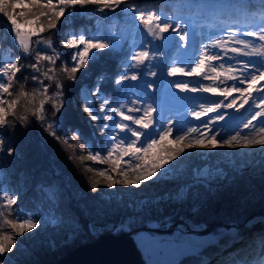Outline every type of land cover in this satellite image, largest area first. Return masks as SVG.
I'll list each match as a JSON object with an SVG mask.
<instances>
[{
	"label": "trees",
	"instance_id": "1",
	"mask_svg": "<svg viewBox=\"0 0 264 264\" xmlns=\"http://www.w3.org/2000/svg\"><path fill=\"white\" fill-rule=\"evenodd\" d=\"M133 1L131 3L125 1L115 11L108 9L100 11L102 4L83 7L77 5L75 8L66 10L55 29L46 30L41 34L46 41L53 42L54 49L59 54L56 55L54 64L41 61L38 65L39 72L30 67L31 64L37 63L33 51L24 53L10 40L9 37L13 34L10 22L0 14V33L7 34L2 42L3 52L0 54V63L5 53H9L21 66V71L16 73L14 78V91L10 90L12 95L3 94L2 97H5L6 102L16 99L17 106L15 115L8 118L9 123L6 126H0V212L3 213L0 216V234L12 235L14 241L15 237L19 238L21 235L25 238L23 243L26 247L30 243L37 246L39 242L44 241L41 234L31 235V230L17 235L11 228L4 225V220L35 217L46 224L49 220L61 215L65 220L63 223H66L80 215L86 224L94 223L97 226H103L116 221L122 214L120 211L125 210L126 205L116 203V199L105 198L100 182L97 190L92 191V181H97L92 171L100 169L102 165L87 157L88 148L105 157V143L115 131L114 125L117 119L112 109L123 104L122 111L126 114L128 108L133 106L131 101L137 93L136 85H139V81L134 84L130 80L120 85L114 83L120 75H130L137 71L130 67L134 40L131 36H124V26L119 25L124 24V19L129 18L134 8L169 11L174 2L180 3L182 0ZM198 1L220 3L237 7L242 11L244 15L242 20L240 19L242 15L237 14L238 19L235 13L230 16H225L226 14L223 13L224 19L229 21L235 19L247 21L248 15L253 17L252 20H256L255 16L264 11L262 2L250 0H191V3L196 4ZM55 2L57 0H54ZM125 5L131 7L130 13L125 12ZM28 18L31 19V17ZM20 22L23 23V18H20ZM43 23L46 26L47 20H43ZM114 31H118V34H114ZM70 36L77 39L84 36L85 39L94 41L98 39L111 45L108 49L94 50L91 54L94 59L90 57L86 65L76 74L74 81L70 80V73L65 71L66 68L73 66V63L69 61V52L72 49L68 50L65 47L67 38ZM164 68H168V62ZM45 73L53 79L48 80ZM33 75L38 76L39 79L33 80ZM57 84L60 85L59 89ZM58 91H62V97L56 95ZM97 91L99 95L94 94ZM21 93H27V95H21ZM83 96L90 100L91 109L99 117L95 123L84 112ZM105 99L109 101V105L101 109ZM41 100L44 101V107L47 110L43 114L45 122L35 124L36 119L33 113L40 106ZM54 105L60 109L58 112H55ZM108 111L114 114V119L110 123L105 119ZM25 116L27 121L22 123L20 117ZM49 123L53 125L56 136L62 139H56L45 131ZM73 134L76 138H73ZM183 156L185 155L181 154L172 159L169 165L177 164L178 160L188 167H200L202 164L198 158L188 159ZM235 172L227 171V174L232 175V180L224 183L218 190L210 189L211 196L202 203L205 205L203 208H209V212L214 213V216L202 222L192 221V225L194 227L200 225L201 230L211 225L213 228L227 227L219 228L217 234H209L206 237L204 246H210V249L215 247L221 249L226 242H237L238 239L243 238L245 230L240 228L242 222L246 223L245 228L248 229L253 223L264 220V177L259 176L260 170L250 168L249 171ZM91 174L92 177H90ZM57 188L71 199V207H66L67 199H62L59 203L52 199L51 194ZM6 196L16 198L17 202L13 205L14 212L4 208ZM195 198L196 195L193 200H188L186 203H194ZM188 215L193 217L192 213ZM60 232V230L51 231V234L49 230V234L44 236L46 238L55 236L58 239L60 237L57 236L62 234ZM257 237L260 236L256 234L253 238L251 237L250 244L246 247L240 246L234 254L233 252L223 254L216 264H249L245 261V257L249 247L257 245ZM259 239L263 242L262 237ZM19 240L15 241L13 250L7 254L17 259L20 257L22 262L24 259L25 262L26 260L32 262L31 255L28 253L23 252L24 255H18L23 248ZM204 246L192 249V252H187V256L198 255L201 261L198 260L197 264H205V255L209 252V248L204 250ZM34 252L36 256L32 264L50 262L49 258L52 255L49 252L46 251L44 254L39 250ZM5 260L1 257L0 263ZM181 262L183 261L177 258L171 264Z\"/></svg>",
	"mask_w": 264,
	"mask_h": 264
},
{
	"label": "rangeland",
	"instance_id": "2",
	"mask_svg": "<svg viewBox=\"0 0 264 264\" xmlns=\"http://www.w3.org/2000/svg\"><path fill=\"white\" fill-rule=\"evenodd\" d=\"M125 1L130 3L134 2L133 0ZM250 1L261 2V0ZM209 2L198 1L195 4L191 3V0H182L180 3L176 1L170 6L169 11L147 10L143 7L135 8L144 13L151 11L154 15L159 14L173 26L179 23L181 28L187 27L185 41L180 40V35H184L183 32H170L165 34L164 40L172 46V50L169 52L160 49L157 41L147 35L144 25L134 18L139 15V12L133 11L129 18L124 19V24L119 26H124V36H131L134 40L132 55H135L140 50H150L157 57L152 64V70L156 71L157 75L155 77H146L144 75L145 69L141 68V78L138 80L139 85H136L138 88L137 93L133 97L135 99L139 95V98L146 102L144 105L138 106L151 104L154 109V121L150 127L153 129V133L144 137L140 142H137V146L143 147L151 139L158 140L159 133L165 128L171 127L172 132L168 137L169 140H174L176 135H186L187 141L201 139L205 143H208L213 136H216L218 139V147L211 150L197 146L186 149L182 153L185 155L183 158H198L202 162L200 167H188V165L182 164L183 162L181 163V160L176 162L177 164L175 165L178 166H170L169 164L172 159H167L157 176L147 182H143L139 187L134 185H116L114 188L109 189L105 178L99 176L98 173L104 171L112 174L114 178L116 177L114 173H111L108 164L101 163V168L92 171V174L100 182L102 194L107 199H116L115 202L122 206L126 205L125 210H119L122 214L118 216L117 220L103 226H97L94 223H84L80 215L77 218H71V221L66 223H63L65 220L59 215L49 220L46 224L41 223L39 219L34 217L33 219L39 223L38 227L33 229L30 234H41L44 237V241L39 242L37 246L36 244L30 243L26 247L23 243L25 238L21 235L19 238L15 237V241L20 239L19 243L23 246L21 248L22 250H20L21 252H18V255H24L23 252H26L31 255L33 262L36 256L34 250H39L43 254L47 251L52 255L48 263L51 264L77 246L94 240L100 234H120L123 231H132V237L145 264H171L177 258L183 261L180 264H197L198 260L201 261V258L197 257L198 255L194 257L187 256V252H192V249L201 248L204 246L206 237L209 234H217L220 230L219 228L225 227L219 226V228H213V225H211L201 230L199 228L200 225H195V227L192 225V221L202 222V220L214 216V213L209 212V208L204 209L203 206L205 205H202L211 196L212 191L210 189L215 188L218 190L224 183L232 180V175L227 174V171H236L235 173H237L249 171L250 168H258L260 170L259 176L264 177V145H244L241 143L235 148L220 146L224 139L232 135L240 134L241 137L256 136L259 132V127L264 126V119L253 121L248 128H245L244 125L251 119L253 112L258 109H255L254 105L253 107L251 105L240 107L239 100L237 99V105L232 109L226 106L221 107L200 119H196L191 115V112L201 111L202 106H209L215 103L223 102L226 105L232 99L238 98V93H233L232 96L225 100L223 96L218 94L179 92L174 84L176 82H187L190 88L199 87L201 84L219 86L221 88L232 87L234 84L238 87H245V85H240L234 81H225L223 83L220 81H206L202 77H186L180 74H177L175 77H168L167 69L164 68L168 62V67L183 66L187 70H190L196 61H198L201 54L216 53H220L223 58H218L212 62L208 66V70L211 67L222 70L221 64L225 68L228 66L238 68L242 66L241 62L243 61L254 64L257 67L260 66V61L264 58L255 55L252 57L245 55L237 56L231 53L229 49L231 47L243 48V45L236 43V39H243L249 42V47L245 49L246 51L264 52V41L259 40V34L264 31V11L255 16L257 18L256 20H252L253 17L248 15L249 20L247 21H236L237 19L229 21L224 19L225 16H230L235 13L239 19V15L243 14L242 11L237 7H229L220 3L212 4ZM125 9H127L125 11L127 13L132 11L129 5H125ZM223 13L226 15L223 16ZM243 17L244 15L240 19L242 20ZM155 23H159V21ZM115 31L114 34H118V31ZM249 31L256 33V35L251 37L247 36L246 33ZM6 37L7 34L0 33V54L3 52L2 42ZM9 38L19 49H22L14 32ZM41 38L44 42L30 43V51H33L35 56L37 54H47L52 56L55 61L56 55L59 52L55 51L53 42L46 41L43 37ZM69 39H73V37L70 36L67 40ZM35 40L36 38L33 39V41ZM217 40L220 41L219 45L213 47L212 45ZM74 51L75 49H72L69 52V61L71 63H74L72 61ZM225 53L226 55H224ZM9 63H17V61L9 53H5L0 63V69H3L4 65ZM0 82H6V77L2 71H0ZM146 82L153 84V87H146ZM261 85H264V81L257 83V87H261ZM254 98L258 102L259 97L256 93H254ZM197 99L203 101L198 103L199 106H193V103ZM86 104H90V100L86 96H83L84 107ZM109 113H111L110 123L114 119V114L108 111L107 116ZM173 113L181 114L175 117V119H171L168 115H174ZM126 114L129 113L127 112ZM131 114L139 116L143 113L133 112ZM116 122H121L119 117H117ZM38 123L39 121L35 120V124ZM125 123H129L133 129L138 127L132 125L130 122ZM204 125H208V127L205 128ZM180 127H185V130L174 135L176 132L174 130ZM141 131L144 133V130ZM113 137L116 138L115 141ZM131 139L134 138L131 137L130 132L120 133L119 130L115 129L113 134L106 140L105 156L113 142H118V140H127L130 142ZM164 143L167 146V141ZM90 153H97V151L88 148L87 157ZM159 154L166 155L164 153ZM141 162L135 158L126 157L123 167L127 169L129 164ZM143 162H149V158L146 157ZM92 174L90 177L93 176ZM194 195H196L194 203L187 204L186 202L188 200H193ZM51 197L56 203H59L62 199H67L66 207H71V199L66 197L60 188L55 189ZM189 213H192L193 217L188 215ZM241 224L242 226L240 228L241 230H245V234L237 242L228 241L221 249L216 247L210 249V246L203 247L204 250L209 248V252L205 255V264H216L218 258L223 254H231L232 252L234 254L240 246L246 247L250 244L251 237L253 238L256 234L263 238V242H260V237L256 238L257 245L249 247L250 249L248 248L249 252L245 257V261L249 264H264V220L253 223L248 229L245 228L246 223L242 222ZM49 230L50 233L51 231L56 232L60 230L62 234L57 236L60 237L58 239L55 236H47L46 238L44 235H48ZM38 247L39 249H37ZM1 257H4L6 260L1 261L0 264H32L29 260L25 262L24 259L22 262L20 257L17 259L7 253L0 254Z\"/></svg>",
	"mask_w": 264,
	"mask_h": 264
},
{
	"label": "snow or ice",
	"instance_id": "3",
	"mask_svg": "<svg viewBox=\"0 0 264 264\" xmlns=\"http://www.w3.org/2000/svg\"><path fill=\"white\" fill-rule=\"evenodd\" d=\"M125 0H57L54 3V0H2L0 2V14H2L8 22H10L11 30L14 32L15 37L17 38L19 44L21 45L24 52H29V45L32 42H44L41 38V34L46 30L55 29L60 19L63 17L66 10L75 8L79 5L81 7L86 5H96L102 4L103 7L100 11L108 9L110 11H115L117 8H120L124 4ZM264 3V0H261ZM134 7V6H133ZM11 9V10H10ZM19 9V11H17ZM127 11V9H125ZM135 12H139L138 16L134 18L139 20L144 27L147 29V33L154 40L159 41L160 44L163 43L165 34L170 32H183L184 35H180V40L185 41L187 36V27L181 28L179 23H176L173 26L167 19L162 18L159 14H153L149 11L147 13L141 12L139 9H135ZM28 17H31L29 19ZM20 18H23V23L20 22ZM47 20V25L43 23V20ZM159 21V23H155ZM247 36L251 37L256 35V33L249 31L246 33ZM33 37L36 38L33 41ZM259 40L264 41V31L259 34ZM220 41L217 40L212 45L216 47L219 45ZM236 43L243 45V48L231 47L229 51L231 53L239 55H245L252 57L253 55L257 57L264 58V52H250L246 51L249 47V42L243 39H236ZM83 46L80 48L79 46ZM65 47L68 49H75L72 55L73 66L71 68H66L65 71L70 73V80L74 81L76 74L83 68L86 63L89 61L91 54L94 50H104L111 47L110 43L101 42L100 40L85 39L84 36H80L78 39L73 38L67 40ZM143 47V46H142ZM226 55V53L224 54ZM218 58H223L220 53L216 54H201L198 61L187 70L183 66H170L167 68V76L175 77L177 74L186 77H202L203 80L210 81H220L221 83L225 81H234L238 82L240 85H245V87H238L235 84L232 87H219V86H208L201 84L199 87L190 88L187 82H176L175 88L179 92H203L212 95H220L228 99L232 96L233 93H238V98L232 99L226 105L223 102L211 104L209 106H202L201 111H193L191 115L200 119L201 117L207 115L208 113L214 112L221 107H227L232 109L237 105V99L239 100L240 107L244 105H253L255 110L251 116V119L244 126L248 128L253 121H259L264 119V85L257 87L259 81H264V59H261L260 66L257 67L254 64L246 63L245 61L241 62V67L228 66L227 68L221 64L222 70H217L216 67H211L208 70V66L216 61ZM157 59L154 52L150 50H140L131 56V61L134 63L130 64V67L137 69V71L132 72L130 75L124 74L120 75L119 78L115 79V85L124 84L127 81L136 82L140 80V69H145L144 75L146 77H155L157 72L152 70L153 61ZM37 63L31 64L30 67L39 72V63L41 61H48L52 64L55 63L54 58L47 54H37L36 55ZM3 72V75L6 77V82H0V126H6L9 123L8 118L12 115H15V109L17 106L16 99H10L7 102L3 99V94L9 96L12 95L14 78L16 73L21 71V66L17 63H9L4 65L3 69H0ZM48 80H52L53 77L44 74ZM33 80H38L39 77L36 75L32 76ZM146 87L152 88L153 84L146 82ZM57 88H60V85L57 84ZM254 93L259 97L258 102L254 98ZM99 95L97 91L94 93ZM21 95H27V93H21ZM58 97H62V91H58L56 94ZM132 107L128 108V113L125 114L122 109L124 108L123 104L112 109L116 117H119L121 122H116L114 129L119 130L120 133L130 132L131 139L130 142L127 140H118V142H113L111 147L107 151V155L102 157L100 153H90L88 159L98 163H106L110 166L111 173L115 174L113 177L112 174L100 171L99 176L104 177L107 182V187L109 189L114 188L116 185L124 186H136L139 187L143 182H147L152 178L156 177L164 163L167 159H175L179 157L186 149H190L193 146L200 148L214 149L218 147L217 138L213 136L210 142L205 143L201 139L195 141H187L186 135H176L174 140H169L168 137L172 132L171 127L165 128L159 133V139H151L143 147L137 146V142L141 141L143 132L141 130H147L153 125L154 116H153V107L151 104L146 106V102L139 98V95L131 101ZM109 105L107 99L101 104V109H104ZM62 106V105H61ZM55 112H58L60 109L55 107ZM47 110L44 107V101L41 100L40 106L33 113L35 119L42 124L45 122L44 113ZM55 112L53 113L55 115ZM84 112L88 117L95 123L99 117L91 109L90 104H86L84 107ZM133 112H142V115L136 116L132 115ZM111 113L105 118L106 121L110 119ZM22 123H26L27 117H20ZM132 125L138 126L133 129L130 127L129 123ZM107 124V123H106ZM205 128L208 125H204ZM45 131L49 135L53 136L56 139H62L59 136H56L55 131L53 130V125L48 124ZM191 131V129H190ZM73 138H76V135L73 134ZM115 141L116 138L113 137ZM167 141V146L165 145ZM65 143L67 141H64ZM184 142V143H181ZM244 145H264V126L259 127V132L254 137H241L240 134L229 136L227 139L222 141V145L229 148H235L240 144ZM11 152V149H9ZM159 153H164L166 155H160ZM126 157L135 158L137 161H142L141 163L129 164L127 169L123 167V163ZM149 158V162L145 161V158ZM99 181H92V191L97 190V185ZM4 208L10 212H14L15 209L13 205L16 204V198L13 196H6ZM3 213L0 212V216ZM4 225L11 228L17 235L23 234L26 231H31L38 227V221L33 218H20L18 220L5 219ZM15 243L13 236L8 234H0V254L8 253L13 250L12 246Z\"/></svg>",
	"mask_w": 264,
	"mask_h": 264
},
{
	"label": "water",
	"instance_id": "4",
	"mask_svg": "<svg viewBox=\"0 0 264 264\" xmlns=\"http://www.w3.org/2000/svg\"><path fill=\"white\" fill-rule=\"evenodd\" d=\"M147 33V29L145 28ZM148 35V33H147ZM149 36V35H148ZM151 37V36H149ZM157 45L163 51H171L169 42L163 41ZM153 129L144 130L141 140L152 134ZM51 264H145L137 245L132 237V231L120 234L103 233L92 241L86 242L61 256Z\"/></svg>",
	"mask_w": 264,
	"mask_h": 264
},
{
	"label": "bare ground",
	"instance_id": "5",
	"mask_svg": "<svg viewBox=\"0 0 264 264\" xmlns=\"http://www.w3.org/2000/svg\"><path fill=\"white\" fill-rule=\"evenodd\" d=\"M201 101H203V100H200V99H197L193 104V106H199V104L198 103H200ZM196 103V104H195ZM174 115H168L171 119L173 118V119H175V117H177V116H180V114L181 113H173ZM180 118H182V117H180ZM183 130H185V127H180V128H177V129H175L174 131H176L175 133H174V135H176V134H178L179 132H182ZM244 223V222H243Z\"/></svg>",
	"mask_w": 264,
	"mask_h": 264
}]
</instances>
